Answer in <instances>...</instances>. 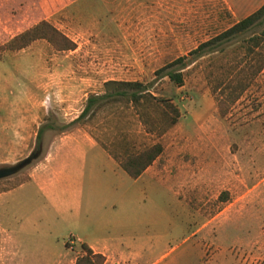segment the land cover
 <instances>
[{"label":"rangeland","instance_id":"obj_1","mask_svg":"<svg viewBox=\"0 0 264 264\" xmlns=\"http://www.w3.org/2000/svg\"><path fill=\"white\" fill-rule=\"evenodd\" d=\"M261 2L0 0V167L41 149L23 170L0 179V192L25 181L65 133L80 129L113 149L124 142L137 149L161 142L164 151L137 179L103 147L86 145V239L99 222L111 220L108 209L123 202L119 217L131 208L138 243L153 247L137 264H264V70L222 116L213 84L229 70L237 72L233 66L245 54L236 51L238 44L205 53L183 69L166 67ZM42 19L73 38L79 49L56 51L40 39L21 50H3L14 35ZM263 30L264 21L243 37ZM57 53L60 71L52 76ZM171 69L183 72V85L171 81ZM108 80L143 82L162 100L140 107L113 103L87 125H67L81 114L90 94L104 93ZM170 104L179 108V120L159 134L166 125L162 111L169 112ZM46 123L54 128H48L38 148V129ZM44 196L36 199L46 223ZM3 204L0 199L1 214ZM49 214L57 251L41 248L39 233L37 248L25 244L22 259L12 264H49L76 243L71 234L80 226L69 220L71 215L54 206ZM3 251L0 246V264H8ZM11 253L17 254L14 248Z\"/></svg>","mask_w":264,"mask_h":264},{"label":"crops","instance_id":"obj_2","mask_svg":"<svg viewBox=\"0 0 264 264\" xmlns=\"http://www.w3.org/2000/svg\"><path fill=\"white\" fill-rule=\"evenodd\" d=\"M263 4L264 0L259 7ZM78 49L79 47L71 52H76ZM60 56L59 53L54 54L57 58L50 69L52 76L60 71L61 65L58 63ZM83 57L86 60V54ZM86 145L101 146L90 134L80 129L61 135L52 144L44 160L30 171L25 181L0 192V199L4 202V211L0 213V246L4 250V262L12 264L18 258L22 259L20 253L27 243H32L33 247L37 248L39 233L42 236L39 246L47 248V251H57L60 244L58 245L59 241L55 242L54 239H50L52 227L48 224L51 206L62 208L69 213L71 215L69 220L77 222L80 229L72 231L71 234L76 243L70 244L57 256L51 257L48 260L49 264H75L76 258L84 251L82 249L81 252L76 251L74 248L81 247L83 243L88 244L94 252L104 254L106 256L104 264H137L139 259L145 257L144 252L153 249L148 244L138 243L133 221L134 213L131 208L124 218L119 217L120 207L118 208V205H122L123 202L113 204L108 209L110 216L112 215L111 220L99 222L92 236L89 235L86 239V164L89 160ZM41 193L45 195L47 201L46 214H42L46 218V223L40 219L41 212L37 204L39 200L36 199ZM126 204L132 205L131 202H126ZM100 231L108 233L101 237ZM12 248L17 253L14 256L11 253ZM75 252L78 255H75Z\"/></svg>","mask_w":264,"mask_h":264},{"label":"trees","instance_id":"obj_3","mask_svg":"<svg viewBox=\"0 0 264 264\" xmlns=\"http://www.w3.org/2000/svg\"><path fill=\"white\" fill-rule=\"evenodd\" d=\"M263 21L264 4L248 16L239 19L229 28L213 36V38L201 43L191 54L177 58L166 67L170 68L178 65L180 69H183L205 53L215 52L216 50L226 51L231 45L238 44L236 51L239 49L244 51L245 54L233 66L237 72L233 75V71L229 70L223 76L217 77L213 84V93L216 95L219 111L222 116H226L231 105L241 98L255 78L264 70V30L262 35L253 34L248 38L243 37L245 33ZM40 39L48 41L56 51H72L78 47L73 38L50 21L42 19L33 26L14 35L3 44V50H21ZM191 55L196 57L192 59ZM167 72L171 81L178 86L183 85V72L177 69H171ZM104 87V93H92L88 96L81 114L67 125L70 126L75 123L87 125L101 110L113 103L123 102L127 105L140 107L144 103L159 105L160 100H162L157 99L152 94L148 84L140 81L108 80L104 83ZM169 107V112L162 111L161 120L166 125L164 129L159 131V134H163L179 120V108L173 104H170ZM48 128L52 129L54 125L46 123L39 127L37 133L38 148L43 143V135ZM102 147L128 173V176L135 179L140 177L164 151V145L161 142L140 149L135 148L129 142L121 143L120 147L116 149L107 144L102 145ZM81 248L84 253L76 258L75 264H104L106 262V256L94 252L88 244L83 243Z\"/></svg>","mask_w":264,"mask_h":264},{"label":"water","instance_id":"obj_4","mask_svg":"<svg viewBox=\"0 0 264 264\" xmlns=\"http://www.w3.org/2000/svg\"><path fill=\"white\" fill-rule=\"evenodd\" d=\"M40 154H41V149L36 152H33L31 155H29L28 157L19 161L16 164L0 167V179L17 174L18 172L23 170L26 166L31 164L36 158H38Z\"/></svg>","mask_w":264,"mask_h":264}]
</instances>
